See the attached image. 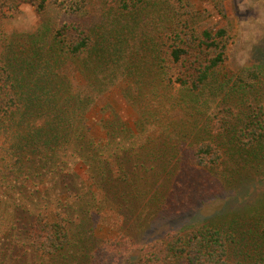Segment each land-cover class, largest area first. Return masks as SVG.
I'll return each instance as SVG.
<instances>
[{
  "label": "trees",
  "instance_id": "obj_1",
  "mask_svg": "<svg viewBox=\"0 0 264 264\" xmlns=\"http://www.w3.org/2000/svg\"><path fill=\"white\" fill-rule=\"evenodd\" d=\"M191 9L0 0V264H264V197L206 205L264 185V68Z\"/></svg>",
  "mask_w": 264,
  "mask_h": 264
},
{
  "label": "rangeland",
  "instance_id": "obj_2",
  "mask_svg": "<svg viewBox=\"0 0 264 264\" xmlns=\"http://www.w3.org/2000/svg\"><path fill=\"white\" fill-rule=\"evenodd\" d=\"M189 2L192 6V14H197L196 18L195 15L193 16V22L198 29L208 28L213 31L220 27L226 29L227 35L223 42L226 44L227 60L223 66V73L230 76L242 66L255 63L264 68V0H189ZM19 11L13 20L4 22L5 28L23 29L38 22L39 18L33 6L23 3ZM121 110L125 119L131 123L132 111L127 109L124 103H121ZM258 196L264 197L263 184L257 187L255 194L247 198V201H243L240 196L232 195L225 201L216 200L206 205L210 210L211 208L215 210L212 211L214 213L220 212L227 205L226 209L232 215H235V212L248 213L251 203L258 199ZM196 210L181 214L185 215L183 217L166 215L172 217L171 221L166 224L171 228H178L191 223L192 220H198L197 217L203 216L199 212L202 207Z\"/></svg>",
  "mask_w": 264,
  "mask_h": 264
}]
</instances>
